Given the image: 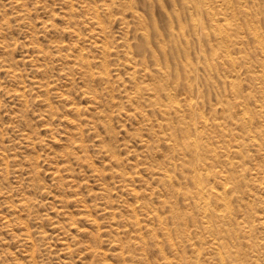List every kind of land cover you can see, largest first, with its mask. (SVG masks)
Instances as JSON below:
<instances>
[{
    "label": "rangeland",
    "instance_id": "obj_1",
    "mask_svg": "<svg viewBox=\"0 0 264 264\" xmlns=\"http://www.w3.org/2000/svg\"><path fill=\"white\" fill-rule=\"evenodd\" d=\"M209 2L219 22L208 5L198 11L186 0H0V264H219L212 243L225 236L226 264H264V229L257 222L264 215V50L249 30L257 28L264 44V0ZM222 11L235 24L231 40L214 33ZM130 64L135 78L127 73ZM148 84L174 93L182 109L152 105V92L137 88ZM245 109L253 120L243 119ZM179 117L197 121L218 158L204 149L200 164L180 166L182 153L164 139L172 131L180 140ZM238 143L243 154L228 156ZM196 169L209 170L206 184L236 185L229 222L217 216L224 210L216 202L209 217L196 209ZM166 172L173 187L159 179ZM210 218L218 228H209L212 234L206 233ZM221 223L231 236L219 230ZM122 250L129 251L124 260L117 257Z\"/></svg>",
    "mask_w": 264,
    "mask_h": 264
},
{
    "label": "bare ground",
    "instance_id": "obj_2",
    "mask_svg": "<svg viewBox=\"0 0 264 264\" xmlns=\"http://www.w3.org/2000/svg\"><path fill=\"white\" fill-rule=\"evenodd\" d=\"M210 0H186V3H187V5H188V7L189 8H195V9H197L198 11H201L202 10V7L203 6H205V5H208V8H211V9H209V13H211V15L213 16V17H215V20H217V22H219V19H218V12L217 13H215L214 11H213V8L216 6H214L213 8H212V6L211 7H209V2ZM222 2V1H221ZM220 2V3H221ZM227 2V1H226ZM108 3V2H107ZM211 3H212V1H211ZM217 3V2H216ZM219 3V2H218ZM227 3H229L230 4V1H228ZM232 3V2H231ZM220 5H222V3L220 4ZM231 5V4H230ZM73 6V5H72ZM224 6V5H223ZM229 6V5H228ZM218 7V6H217ZM234 7V6H233ZM73 8V7H72ZM219 8V7H218ZM226 8V7H225ZM229 8H230V6H229ZM106 10H107V7L105 8ZM221 9V8H220ZM232 9V8H231ZM225 10V9H224ZM230 10V9H229ZM234 10V9H233ZM224 12V13H223ZM233 12V11H232ZM220 13H222V14H224V15H222V16H224V18H223V23H217V24H215L214 25V33H215V35L216 36H218V37H220L221 39H229V40H231L230 39V37H231V33L229 32V31H231V29H233V26L235 25V24H233L232 23V20L230 19V18H228V14H227V12L225 13V11H222V12H220ZM229 14H231V13H229ZM222 18V17H221ZM264 18V17H263ZM221 20V19H220ZM249 21V20H248ZM193 22H194V24H195V26H199V25H201V22H200V20L199 19H197V18H194V20H193ZM103 22H102V20H100L99 19V22H97V24H98V26H99V31L101 32V34H103V35H105V33H106V31H104V29H103V27L102 26H104L103 24H102ZM264 25V24H263ZM250 26V25H249ZM91 28V27H90ZM105 28V27H104ZM249 30H250V33H251V35H253V37H254V39H256L258 42H259V44L261 45V50L263 51L264 50V44H263V41H262V39L260 38V34H259V32H258V30H257V28H255V27H251V28H249ZM128 32V31H127ZM106 36V35H105ZM128 36V35H127ZM264 39V38H263ZM105 43V42H104ZM103 43V44H104ZM131 43V42H130ZM99 44V43H98ZM106 44V43H105ZM106 45H103V46H101L102 47V52L103 51H107L108 49H107V46L105 47ZM136 46V45H135ZM79 49V48H78ZM98 49V48H97ZM81 50V49H80ZM100 50V49H99ZM136 50H137V48H136ZM244 51V50H243ZM230 53V52H229ZM81 55H80V57H81V59L84 61V62H86L89 66H91V61L89 60V59H87V57H85V55L83 54V53H80ZM92 54V53H91ZM228 54V53H227ZM231 54V53H230ZM227 56V59L230 61V62H232V63H235V61H234V57L232 56V55H226ZM105 57V56H104ZM212 57V56H211ZM103 60V59H102ZM130 59H128V61H129ZM132 61V60H131ZM212 62V61H211ZM140 63V62H139ZM106 65L107 64H104V62H103V68H102V71H101V73H100V75H102V76H104L103 74H108L109 73V70H108V68L106 67ZM134 65V64H133ZM188 65H191L190 63L188 64ZM231 65V64H230ZM92 67V66H91ZM264 67V66H263ZM100 68V67H99ZM90 69V68H89ZM129 71L127 72L128 73V75H129V77L130 78H135V75H136V73H137V69H136V65H134V66H132L131 64L129 65ZM139 70V69H138ZM95 73L93 72V71H91V76H93ZM99 74V73H98ZM96 75V74H95ZM89 76V75H88ZM99 76V75H98ZM264 84V83H263ZM25 85V84H24ZM105 85V84H104ZM49 86V85H48ZM117 86V85H116ZM26 87V86H25ZM196 87V86H195ZM137 88H138V92L139 91H143V90H149V91H151L152 92V94H150V102L152 103V105H156V104H158V105H160L161 106V110L164 112H169L170 110H174V111H180L181 109H182V106L179 104V101L177 102V101H175V99L173 98V96H172V94H174V93H170L169 91H167V89L165 88V87H163L162 85H159V84H148V85H145V86H142V85H138L137 86ZM24 91V90H23ZM25 92V91H24ZM159 92H163L164 94H165V96H166V101H163L161 98H160V96L158 95V93ZM94 93V92H93ZM226 96V95H225ZM263 96V95H262ZM27 97V96H26ZM91 98V97H90ZM199 98V97H198ZM231 98V97H230ZM244 98V97H243ZM258 98V97H257ZM218 100V99H217ZM110 101V100H109ZM26 102V101H25ZM196 103V102H195ZM187 105H188V107L190 108V109H192L194 106H195V104H194V101L192 100V99H189V101H188V103H187ZM246 105H248V104H246ZM246 107V106H245ZM244 107V108H245ZM249 107V106H248ZM260 107L262 108V106L260 105ZM264 107V106H263ZM74 109H77V110H79L77 107H74ZM239 111V110H238ZM237 112V111H236ZM241 112V111H240ZM250 112V111H249ZM248 112V113H249ZM85 113V112H84ZM225 113V112H224ZM253 113V112H252ZM264 113V112H263ZM247 114V109H245L244 110V112H243V119H245V120H247V119H250V120H253V117L252 118H250L252 115H250L249 117L247 116H245ZM262 114V113H261ZM229 115V114H228ZM241 116V115H240ZM199 118H200V121L204 124L203 126L204 127H206L207 126V118H205L204 117V115H202V114H199V116H198ZM228 117V116H227ZM264 117V116H263ZM168 120V119H167ZM167 120H165V121H167ZM196 120H197V118H196ZM79 121V120H78ZM152 121V120H151ZM162 121V120H161ZM240 121V120H239ZM244 122V121H243ZM264 122V121H263ZM245 123V122H244ZM160 124L163 126L165 123H163V122H160ZM171 124V123H170ZM219 124V123H218ZM198 125V126H197ZM202 125V124H201ZM174 126V125H173ZM178 126L180 127L179 129H180V131L183 133L182 134V137L180 138V140H177V139H174V133L172 132V131H169V132H166L165 133V136H164V139H166L167 140V145H168V148L169 149H172V150H179L181 153H182V155H183V157H181L182 158V161H181V163H180V166H182V165H184L185 163H190V164H192V166L193 165H195L196 163H199L201 160H202V153H201V150H203L204 151V149H208L207 150V152H212V154H213V156L214 157H217L218 158V156L220 155L219 154V152L217 151V149H214V146H210V144L209 143H205L206 142V140L204 141V130L203 129H200L199 128V124H197V121H195V120H187L185 117H179V119H178ZM221 126V125H220ZM226 126V125H225ZM155 127V126H154ZM175 127V126H174ZM202 127V126H201ZM204 127H202V128H204ZM168 129H169V127H167ZM235 129V128H234ZM191 130H193V131H191ZM168 131V130H167ZM176 131V130H175ZM208 134V133H207ZM254 134H255V132H254ZM251 135L252 136V138H250L251 140H255L254 142L256 143V144H258L257 146H262V143H261V140H259L260 138H256V136L255 135H257V134H255V135ZM259 136H264V129H262L260 132H259ZM258 136V137H259ZM210 138V137H209ZM224 138V137H223ZM232 138V137H231ZM233 138H235L234 136H233ZM238 138V137H237ZM206 139V138H205ZM213 139V138H212ZM249 139V138H248ZM218 140V139H217ZM209 141V140H208ZM229 142V141H228ZM244 142V141H243ZM240 143H242L241 141H240ZM209 144V145H208ZM244 144V143H243ZM256 146V147H257ZM243 146H242V144H237L236 146H234V147H232V148H230L229 149V151L227 152L228 154V156L229 155H236V154H243L242 153V148ZM250 147V146H249ZM154 148V147H153ZM244 150V149H243ZM256 150V149H255ZM205 152L206 151H204V155H206L205 154ZM2 153V152H1ZM211 154V155H212ZM245 154V153H244ZM191 156L190 157V159H186V156ZM210 155V156H211ZM210 156H208L207 155V157H209L210 158ZM213 156H211V157H213ZM225 156V155H224ZM204 157V156H203ZM213 157V158H214ZM180 158V159H181ZM205 158H206V156H205ZM212 158V160H215V159H213ZM258 159V158H257ZM260 159V158H259ZM211 160V159H210ZM203 161V160H202ZM208 161V160H207ZM229 161V160H228ZM175 163V162H174ZM202 163V162H201ZM211 163V162H210ZM233 163V162H232ZM264 163V162H263ZM200 164V163H199ZM204 165V164H203ZM208 165V164H207ZM186 167H188V166H186ZM189 167H191V166H189ZM202 167V166H201ZM200 167V168H201ZM193 168H196V167H193ZM197 168H198V166H197ZM202 168H204V167H202ZM210 168H213V165L212 166H210ZM206 169V168H205ZM208 169V168H207ZM214 169V168H213ZM200 169H196V170H194V171H192L193 173H191V180L193 181V183L195 184V187H194V189H196V192H194V196H195V198L198 200V202H197V207H196V209L198 208V209H201V211H200V213H202L203 212V214H204V216H206V217H209V216H211V213L212 212H216V210H215V205H214V202H216L217 204H219V208L220 207H223V210H224V212H222V213H220L219 214V212L217 211V216L219 217V218H221L220 220H222L221 222H223L225 219L224 218H230V216H231V214H233V212H232V210H234V209H232V207H231V205L230 204H232L231 202H232V200L231 199H229V197H230V193H232V192H234V191H236V190H234V189H236L235 188V184H233V182H231L232 184H225V183H222L221 184V186L219 187H215V186H213V184L211 185V184H206L205 183V180L206 179H208L209 177H210V173H209V170H203L204 172H202V171H199ZM214 171V170H213ZM219 171V170H218ZM226 171V170H225ZM228 171V170H227ZM231 171V170H230ZM255 171V170H254ZM261 171V170H260ZM249 172V171H248ZM256 172V171H255ZM254 172V173H255ZM229 173V172H228ZM232 172H230V174H231ZM253 173V174H254ZM129 174V173H128ZM186 174V173H185ZM189 175H190V173H188ZM233 174V173H232ZM259 174H261V173H259ZM137 175V174H136ZM213 175V174H212ZM224 175V178H222V179H224V180H226L225 182H227V180L229 179V174H223ZM239 176H238V178L240 177V178H242V179H244L247 175H246V173L245 172H240V174H238ZM124 176V175H123ZM185 177H187V175H184ZM254 176V175H253ZM230 177H232V175L230 176ZM259 178V177H258ZM133 179V178H132ZM162 182H164V183H169L170 184V186H172L173 187V183H174V181H173V177H172V175H171V173H169V172H166V173H163V174H161V176H160V178H159ZM232 179H234L235 180V176H233L232 177ZM241 179V180H242ZM246 179V178H245ZM131 180V179H130ZM213 180V179H212ZM218 180V179H217ZM262 180H263V178H262ZM191 181V182H192ZM243 181V180H242ZM257 181V180H256ZM215 182V181H214ZM210 183H211V180H210ZM172 184V185H171ZM194 184H193V186H194ZM261 185H263L264 186V180L260 183ZM256 185V184H255ZM259 185V184H258ZM258 185H256V186H258ZM176 186V185H175ZM174 186V187H175ZM183 186H184V184H183ZM91 187V186H90ZM171 187V188H172ZM181 187V186H180ZM179 187V188H180ZM176 188H178V187H176ZM176 188L174 189V192H175V190H176ZM184 189H181L182 190V193H185L187 196H189L188 194H190V190H186L185 188L186 187H183ZM242 188V187H241ZM240 188V189H241ZM264 188V187H263ZM134 190V189H133ZM169 190V189H168ZM180 190V191H181ZM237 190H239V189H237ZM132 191V190H131ZM179 192V190H176V192ZM240 191V190H239ZM261 191V190H260ZM137 192V191H136ZM167 192V191H166ZM169 192V191H168ZM167 192V193H168ZM173 191H171V193H172ZM177 192V194H179ZM170 193V194H171ZM193 193V192H192ZM191 193V194H192ZM236 193H237V191H236ZM247 193V192H246ZM107 194H108V192H107ZM185 194H183V195H185ZM233 194V193H232ZM238 194H239V192H238ZM137 196H138V194H136ZM173 195H175V193L174 194H172V197L171 198H173L174 196ZM192 195V196H193ZM247 195V194H246ZM136 196V197H137ZM163 196H164V193H163ZM169 196H171V195H169ZM193 196V197H194ZM232 196V195H231ZM262 196H264V195H262ZM118 197V196H117ZM170 198V199H171ZM186 198V197H185ZM195 198H194V201H195ZM232 198V197H231ZM187 199V198H186ZM165 200H167L166 198H165ZM164 200V201H165ZM190 200V199H189ZM192 200V199H191ZM109 201V200H108ZM236 201V200H235ZM240 201V200H239ZM140 202V201H139ZM162 202V201H161ZM166 202H169V201H166ZM172 202V201H171ZM110 203V202H109ZM138 203V202H137ZM144 203V202H143ZM194 203V202H193ZM145 204V203H144ZM173 204V203H172ZM189 204V203H188ZM143 204H141V206H142ZM214 205V206H213ZM234 205V204H233ZM106 206V205H105ZM146 206V205H145ZM87 208V207H86ZM149 209V208H148ZM156 209V208H155ZM145 210V209H144ZM217 210H218V208H217ZM127 211V210H126ZM131 211L134 213L135 211H136V208H135V206H134V208H132L131 209ZM171 211V210H170ZM199 211V210H198ZM220 211V210H219ZM262 211V210H261ZM153 212V211H152ZM90 213H91V211H90ZM158 213V212H157ZM196 213H198V212H196ZM264 213V212H263ZM114 214H116V213H114ZM135 215H137V213H134ZM159 214V213H158ZM178 214V213H177ZM70 215V214H69ZM92 215V214H91ZM117 215H118V213H117ZM159 215H161V214H159ZM172 215V214H171ZM179 215H180V213H179ZM182 215V214H181ZM199 215H201V214H199ZM198 215V216H199ZM235 215V214H234ZM89 216V215H88ZM118 216H120V215H118ZM172 216H174V215H172ZM202 216V215H201ZM240 216V215H239ZM74 217V216H73ZM154 217H156V215L154 216ZM175 217V216H174ZM176 217H177V215H176ZM215 217V216H214ZM236 217V216H235ZM255 217V216H254ZM140 218V217H139ZM159 218V217H158ZM172 218V217H171ZM180 218V217H179ZM204 218V217H203ZM227 218V219H228ZM90 219V218H89ZM156 219V218H155ZM163 219V218H162ZM166 219V218H165ZM164 219V220H165ZM184 219V218H183ZM224 219V220H223ZM237 219V218H236ZM250 219H251V217H250ZM254 219V218H253ZM1 220V219H0ZM70 220V219H69ZM96 220V219H95ZM98 220V219H97ZM136 220L138 221V218L136 217ZM173 220H176V219H173ZM187 220V219H186ZM201 220H202V218H201ZM205 220H207V219H205ZM220 220H219V222H220ZM258 220V221H257ZM257 220H255V221H257L258 223H259V225H260V228L261 229H264V215L263 216H259L258 217V219ZM166 221V220H165ZM178 221V220H177ZM191 221V220H190ZM214 220L212 219V218H210L208 221H205V223H206V226L208 227V230H209V228L211 229V231L212 230H214V229H218L217 227H216V224H215V222H213ZM230 221V219H228V221H224V222H229ZM245 221L247 222L248 220H246L245 219ZM159 222L161 223V221L159 220ZM219 222H217V223H219ZM239 222V221H238ZM100 223V222H99ZM138 223V222H137ZM164 223V221L162 222V224ZM166 223V222H165ZM151 224V223H150ZM178 224H179V221H178ZM180 224H183V223H180ZM185 224V223H184ZM222 224V223H221ZM223 224H225V223H223ZM222 224V225H223ZM240 224H242V223H240ZM247 224H248V222H247ZM95 225V224H94ZM204 225V224H203ZM244 225V224H243ZM252 225V224H251ZM28 226V225H27ZM79 226V225H78ZM139 226V225H138ZM219 226H220V224H219ZM248 226H249V224H248ZM110 227V226H109ZM163 227V226H162ZM206 227V228H207ZM240 227H243L242 225H240ZM250 227V226H249ZM249 227H246V228H249ZM253 228H254V226H253ZM29 229V228H28ZM27 229V230H28ZM98 229V228H97ZM164 229V228H163ZM223 230V232H225V230H224V225H223V227H221L219 230ZM226 230H228L229 231V228H225ZM99 230V229H98ZM177 230V229H176ZM231 230V229H230ZM245 230V229H244ZM248 230V229H247ZM246 230V231H247ZM180 231V230H179ZM189 231V230H188ZM211 231L209 230L208 232H206V233H211ZM228 231H226V232H228ZM245 231V232H246ZM253 231V230H252ZM30 232V231H29ZM79 232V231H78ZM141 232H143V230L141 231ZM167 232V231H166ZM170 232V231H169ZM168 232V233H169ZM185 232V231H184ZM194 232V231H193ZM192 232V233H193ZM199 232V231H198ZM219 232H221V231H219ZM225 232V233H226ZM263 232V231H262ZM129 233V232H128ZM148 233V232H147ZM167 233V234H168ZM180 232H177V234H179ZM209 233V234H210ZM213 233V232H212ZM211 233V234H212ZM230 233V234H229ZM231 233H232V231H229L228 232V236H231ZM251 233V232H250ZM264 233V232H263ZM157 234V233H156ZM166 234V235H167ZM170 234H171V232H170ZM191 234V233H190ZM208 234V235H209ZM216 234H217V232H216ZM215 234V235H216ZM222 234V233H221ZM192 235V234H191ZM218 235V234H217ZM251 235H253V234H251ZM201 236V235H200ZM211 236V235H210ZM221 236V235H220ZM236 236V235H235ZM101 237V236H100ZM216 237V236H215ZM223 237V236H222ZM238 238H239V236H237ZM256 237V236H255ZM121 238V237H120ZM135 238V237H134ZM140 238V236L138 235V238L137 239H139ZM142 238H144V236H142ZM177 238V237H176ZM191 238V237H190ZM214 238V237H213ZM221 238V237H220ZM225 238H226V236H225ZM224 238V239H225ZM230 238V237H229ZM229 238H228V240L227 241H229ZM238 238H237V240H238ZM31 239V238H30ZM61 239V238H60ZM94 239V238H93ZM215 239V238H214ZM221 239H223V238H221ZM221 239H217L216 238V241H213V243H212V249H214V250H211L212 252L213 251H216L217 252V255L219 256V258L218 259H220V261H222L224 264H226V258H228V256H226V254H229V247L227 246V244H225L224 243V241L223 240H221ZM233 239V238H232ZM232 239H230V241L229 242H231V240ZM236 239V238H235ZM240 239V241H241V238H239ZM66 240V239H65ZM97 240V239H96ZM142 239H140L139 241H141ZM236 240V241H237ZM32 241V240H31ZM60 241V240H59ZM129 241V240H128ZM127 241V242H128ZM138 241V243H139V245H142V243H140ZM190 241V240H189ZM260 241H262V239L260 240ZM34 242V241H33ZM126 242V243H127ZM142 242V241H141ZM210 243H211V241H209ZM129 243V242H128ZM232 243H235V246H237V242H234V240H233V242ZM238 243H239V241H238ZM63 244H64V242H63ZM68 244H69V242H68ZM96 244V243H95ZM123 244V243H122ZM131 244V242L129 243V245ZM242 242H240V245H238L237 247H243L242 245ZM246 244H247V242H246ZM260 244V243H259ZM36 245V244H35ZM99 245V244H98ZM129 245L127 246L126 245V247H128L129 248ZM175 245V244H174ZM232 245V244H231ZM244 245H245V243H244ZM233 246V245H232ZM257 246H260V245H257ZM70 247V246H69ZM234 247V246H233ZM246 247V246H245ZM254 247V245L252 246V248ZM255 247H256V245H255ZM113 248V247H112ZM131 248H132V246H131ZM131 248H129V250H131L130 251V253L131 254H133L134 252L132 251V250H134L135 248H133V249H131ZM177 248V247H176ZM198 248V247H197ZM201 248V247H200ZM200 248H199V251H200ZM236 248V247H235ZM87 249V248H86ZM89 249V248H88ZM116 249V248H115ZM122 249V248H121ZM127 249V248H126ZM174 249V248H173ZM202 249V248H201ZM231 249H233V248H231ZM256 249V248H255ZM236 250H237V248H236ZM258 250H261V248H259L258 247V249H257V252L259 253V251ZM139 251V250H138ZM193 251H194V249H193ZM238 251H239V249H238ZM242 251V250H241ZM84 252V251H83ZM94 252V251H93ZM129 251L128 250H126V253H128ZM196 252V251H195ZM195 252H193V253H195ZM123 250H122V252H121V254L122 255H120V253L117 255V257H122L123 258ZM126 253H124L125 255H126ZM129 253V254H130ZM207 253V252H206ZM233 253H236V252H233ZM232 253V254H233ZM252 253V252H251ZM68 254V253H67ZM117 254V253H116ZM175 254V253H174ZM212 254H214V253H212ZM238 254H240V253H238ZM245 254V253H244ZM263 254V253H262ZM82 255V254H81ZM168 255V254H167ZM216 255V256H217ZM243 255V254H242ZM242 255H239V256H241V258H242ZM134 256V255H133ZM196 256H198V255H196ZM217 256V257H218ZM230 256V255H229ZM232 256V255H231ZM231 256H230V258H231ZM234 256V255H233ZM232 256V257H233ZM237 256V255H236ZM87 257V256H86ZM175 257V256H174ZM192 257L194 258L195 256H193L192 255ZM217 257H216V259H217ZM249 257V256H248ZM257 257V256H256ZM119 258V259H120ZM121 258V259H122ZM126 258V257H125ZM132 258V257H131ZM166 258V257H165ZM169 258V257H168ZM199 258V257H198ZM214 258H215V256H214ZM240 257L239 258H237V259H241ZM243 258H245V256L243 257ZM133 259V258H132ZM195 259V258H194ZM201 259V258H200ZM247 259V258H246ZM122 260H124V259H122ZM196 260V259H195ZM249 260V259H248ZM32 261V260H31ZM133 261V260H132ZM140 261H141V259H140ZM139 261V263H143L142 261L140 262ZM167 261H169L170 263L169 264H171V259L170 260H167ZM167 261H166V264H167ZM190 261V260H189ZM205 261V260H204ZM212 261V260H211ZM219 260H217V262H218ZM228 261H229V258H228ZM230 261H231V259H230ZM234 261H236V263L239 261V260H235L234 259ZM242 261H243V259H242ZM244 261H246V262H248L247 260H244ZM255 261V260H254ZM195 262V261H194ZM231 262H233V260L231 261ZM35 263V262H34ZM192 263V262H191ZM205 263V262H204ZM223 263H220L219 262V264H223ZM228 263V262H227ZM234 263V262H233ZM240 263H241V260H240ZM119 264V263H118ZM161 264V263H160ZM193 264H195V263H193ZM216 264V263H215ZM218 264V263H217ZM232 264V263H231ZM239 264V263H238Z\"/></svg>",
    "mask_w": 264,
    "mask_h": 264
}]
</instances>
